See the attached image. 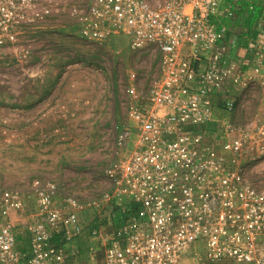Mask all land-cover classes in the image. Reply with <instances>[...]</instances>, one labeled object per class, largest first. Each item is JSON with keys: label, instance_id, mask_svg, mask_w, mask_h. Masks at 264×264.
<instances>
[{"label": "built area", "instance_id": "built-area-1", "mask_svg": "<svg viewBox=\"0 0 264 264\" xmlns=\"http://www.w3.org/2000/svg\"><path fill=\"white\" fill-rule=\"evenodd\" d=\"M70 1L0 0V48L67 9L83 40L125 38L133 52L156 53L158 72L146 85L133 73L125 90L128 123L117 134L107 189L87 203L99 227L83 224L73 195L58 209L60 185L38 180L39 213L23 247L4 216L25 209V200L5 191L0 264H264V183L251 174L264 158V111L258 105L241 117L234 93L257 80L264 90V33L229 35V22L244 13L231 0ZM242 38L255 59L248 71L233 56ZM217 98L230 120L218 117Z\"/></svg>", "mask_w": 264, "mask_h": 264}, {"label": "rangeland", "instance_id": "rangeland-1", "mask_svg": "<svg viewBox=\"0 0 264 264\" xmlns=\"http://www.w3.org/2000/svg\"><path fill=\"white\" fill-rule=\"evenodd\" d=\"M89 1L71 0L70 4ZM253 3L260 5L261 1ZM238 21L229 22V35L241 31ZM234 61L248 71L254 65V54L251 64ZM158 65L155 52H133L125 38L112 37L105 44L83 40L67 9L42 25L29 27L25 40L0 48V198L8 190L23 195L25 209L12 208L4 216L21 246L28 244L27 229L39 213L38 180L60 185L55 203L58 209L73 195L82 205L79 215L83 224L99 227L100 220L87 203L107 189L106 170L117 157V134L128 123L125 90L133 73L141 84H148L157 75ZM253 85L246 94L234 89L243 102L241 117L244 109L248 115L255 114L259 99L264 98L261 80ZM53 93L58 101L43 107V112L35 111V106ZM217 102L223 112L219 98ZM49 109L56 115L52 120L38 116ZM217 115L231 119L225 112ZM53 173L54 178L48 176ZM251 174L264 183V158ZM73 179L77 185H70ZM87 237L82 236L78 246L85 262L92 252ZM92 244L94 259L101 263L102 247L96 241Z\"/></svg>", "mask_w": 264, "mask_h": 264}, {"label": "crops", "instance_id": "crops-1", "mask_svg": "<svg viewBox=\"0 0 264 264\" xmlns=\"http://www.w3.org/2000/svg\"><path fill=\"white\" fill-rule=\"evenodd\" d=\"M255 0H231V2L233 3H238L237 5L238 6H242V10H243V14H242V17L241 19L239 18V21L237 22V28L240 29L241 31H249V36H253L255 38H259V36L262 35V33H264V0H260L261 3L260 5H258V3H256V5L253 3ZM251 6H256L257 9L260 11V15L256 18V19H252V18H249V8ZM262 24V28H254L255 26H257V24ZM243 40L240 41L239 43V46L237 49L234 50L233 52V56L235 58V60H237L239 63L243 64V63H247L249 62V64L252 63V60H253V54L251 52H249L247 49H246V39L242 38ZM244 45V46H243ZM235 53V55H234ZM59 86V85H58ZM58 86L54 89V92L55 90L58 89ZM55 94H51L47 99H45L42 103L38 104L35 106V111H38L40 110V112H43L42 111V108L43 107H49L51 106L52 104L56 103L57 101L54 100L53 97ZM60 104H63L62 100H59ZM71 103L73 104V101L70 102V106H73L71 105ZM66 105L68 106L69 105V102L66 103ZM53 106V105H52ZM259 107L261 108L262 111H264V98L259 99ZM217 113L220 114V113H223L222 111H220V109L217 110ZM40 118L42 119H45V121H50L52 120L56 115L55 113L53 112V110H50L47 111V112H44L40 115H38ZM55 171V169L53 170ZM56 174H49L48 176H50L51 178H54ZM70 185L74 186V185H77L78 184V181L75 179H73V181L69 182Z\"/></svg>", "mask_w": 264, "mask_h": 264}, {"label": "trees", "instance_id": "trees-1", "mask_svg": "<svg viewBox=\"0 0 264 264\" xmlns=\"http://www.w3.org/2000/svg\"><path fill=\"white\" fill-rule=\"evenodd\" d=\"M254 8L255 9L253 11L249 12V18L256 19L260 15V11L257 9V7L255 6Z\"/></svg>", "mask_w": 264, "mask_h": 264}]
</instances>
